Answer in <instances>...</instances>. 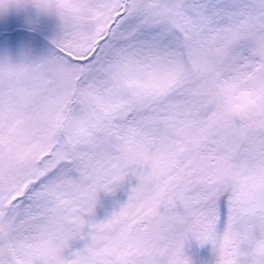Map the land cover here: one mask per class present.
I'll return each mask as SVG.
<instances>
[{"label": "snow or ice", "instance_id": "1", "mask_svg": "<svg viewBox=\"0 0 264 264\" xmlns=\"http://www.w3.org/2000/svg\"><path fill=\"white\" fill-rule=\"evenodd\" d=\"M31 3L61 34L0 65V264H264V0Z\"/></svg>", "mask_w": 264, "mask_h": 264}, {"label": "rangeland", "instance_id": "2", "mask_svg": "<svg viewBox=\"0 0 264 264\" xmlns=\"http://www.w3.org/2000/svg\"><path fill=\"white\" fill-rule=\"evenodd\" d=\"M2 31H7L10 35L0 40V65L6 62L16 64L39 60L51 53L52 41L61 34L56 13L37 9L31 0H22L19 4L0 9V35ZM134 184V180H126L112 194L100 192L92 219L99 222L109 217L113 210L126 202L130 187ZM119 197L122 198L120 201ZM223 230L222 211L215 229L217 237L222 235ZM75 242H72L74 250L78 249L74 246ZM184 255L189 264H216L217 260V253L210 244H199L193 239L185 242Z\"/></svg>", "mask_w": 264, "mask_h": 264}, {"label": "clouds", "instance_id": "3", "mask_svg": "<svg viewBox=\"0 0 264 264\" xmlns=\"http://www.w3.org/2000/svg\"><path fill=\"white\" fill-rule=\"evenodd\" d=\"M226 253H227V248L225 247L221 253L222 260L227 261V260L235 259V257H229L228 255H226ZM251 254L253 255V257L257 262H259L261 259H264V240H260L255 243V245L251 250Z\"/></svg>", "mask_w": 264, "mask_h": 264}]
</instances>
